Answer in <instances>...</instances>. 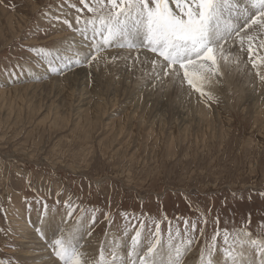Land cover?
Instances as JSON below:
<instances>
[{"label":"rangeland","instance_id":"374dc122","mask_svg":"<svg viewBox=\"0 0 264 264\" xmlns=\"http://www.w3.org/2000/svg\"><path fill=\"white\" fill-rule=\"evenodd\" d=\"M77 8L79 0H0V261L34 264L28 250L43 240L27 244V226L35 219L34 232L48 212L64 217L65 201L85 223L95 214L82 249L90 255L105 232L109 242L123 234L126 217H158V208L203 215L208 233L217 215L221 228L247 219L253 238H264V83L246 54L240 66L221 62L222 76L204 87L216 100L153 78L146 49L108 47L100 64L60 74L52 69L91 42L73 31L77 15L81 27L92 15ZM185 264H199L197 249Z\"/></svg>","mask_w":264,"mask_h":264},{"label":"snow or ice","instance_id":"6c2138e0","mask_svg":"<svg viewBox=\"0 0 264 264\" xmlns=\"http://www.w3.org/2000/svg\"><path fill=\"white\" fill-rule=\"evenodd\" d=\"M82 8L92 15L75 17L82 37L91 42L87 51L66 56L68 62L53 68L62 74L66 69L101 63L108 47L146 49L154 55L150 63L155 79L169 77L181 89H190L218 99L204 87L222 76L221 62L226 66H240L242 54L264 83V0H79ZM75 7V5H72ZM59 19V17H57ZM65 24H69L67 19ZM71 27V24H69ZM238 48L240 54H233ZM43 51V50H42ZM49 65L52 53L46 52ZM111 60H116L112 56ZM66 214L57 223L50 218L35 232L56 259L52 264H185L187 255L195 248L199 264H264V238H253L250 221L231 229L220 227L219 215L213 221V231H206L207 219L170 218L158 208L159 216L141 212L126 219L122 235L108 232L99 251L90 255L82 251L85 233L92 236L95 214L90 221L78 218L70 201H65ZM47 211V206H45ZM146 219H141V217ZM68 219L71 224L67 223ZM105 220L112 223L110 213ZM176 221V222H174ZM182 221L183 227L180 226ZM167 225L166 230L162 224ZM264 236V222L261 223ZM50 230V234H49ZM165 231L167 235H165ZM3 264V261H0Z\"/></svg>","mask_w":264,"mask_h":264},{"label":"bare ground","instance_id":"6f19581e","mask_svg":"<svg viewBox=\"0 0 264 264\" xmlns=\"http://www.w3.org/2000/svg\"><path fill=\"white\" fill-rule=\"evenodd\" d=\"M73 48V47H72ZM146 52V51H145ZM137 53V52H136ZM141 54H143V57L145 58V59H147V54L146 53H141ZM150 55V54H149ZM150 57V56H149ZM149 59V58H148ZM76 73V72H75ZM70 74V73H69ZM82 77V76H81ZM53 79H54V77H53ZM51 80V79H50ZM13 87H15V86H13ZM12 87V88H13ZM47 215H48V217L45 219V224H47V222H48V220L50 219V218H54L55 219V221L58 223L59 221H60V219H61V217L59 218V217H54L55 216V214L54 213H52V212H48L47 213ZM37 221L34 219V221L33 222H31L27 227L30 229L29 231H30V234H27V244H30V243H32V242H38V240H39V235H37L36 233H35V231L33 232L32 231V229H33V227L34 226H36L37 225ZM44 224V225H45ZM35 229V228H34ZM49 234H50V230H49ZM29 238V239H28ZM41 239V238H40ZM26 240V239H25ZM28 240H32V241H28ZM86 240V239H85ZM24 241V240H23ZM39 243H42L41 245H34L33 244V246L32 247H34V248H37L36 250H34V249H30V250H28V251H30V252H32L31 253V255L32 256H35L34 258H35V262H34V264H49V263H51L52 264V260L53 259H51V258H47V256H48V251L46 250L47 249V247H46V245H45V243H44V241H41V242H39ZM83 243H84V241H83ZM27 248H30V246L29 247H27ZM39 260V261H38Z\"/></svg>","mask_w":264,"mask_h":264}]
</instances>
